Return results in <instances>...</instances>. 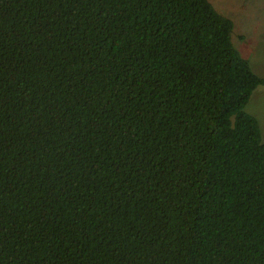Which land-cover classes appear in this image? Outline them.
I'll return each mask as SVG.
<instances>
[{
    "label": "trees",
    "instance_id": "obj_1",
    "mask_svg": "<svg viewBox=\"0 0 264 264\" xmlns=\"http://www.w3.org/2000/svg\"><path fill=\"white\" fill-rule=\"evenodd\" d=\"M210 0H0V264H264V84Z\"/></svg>",
    "mask_w": 264,
    "mask_h": 264
},
{
    "label": "rangeland",
    "instance_id": "obj_2",
    "mask_svg": "<svg viewBox=\"0 0 264 264\" xmlns=\"http://www.w3.org/2000/svg\"><path fill=\"white\" fill-rule=\"evenodd\" d=\"M234 23L232 40L252 69L264 77V0H210ZM245 110L254 115L264 141V84L252 94Z\"/></svg>",
    "mask_w": 264,
    "mask_h": 264
}]
</instances>
